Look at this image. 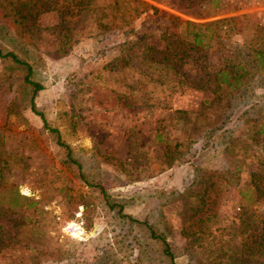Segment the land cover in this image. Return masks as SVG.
<instances>
[{
	"label": "rangeland",
	"instance_id": "obj_1",
	"mask_svg": "<svg viewBox=\"0 0 264 264\" xmlns=\"http://www.w3.org/2000/svg\"><path fill=\"white\" fill-rule=\"evenodd\" d=\"M252 48L264 0H0V264H264V67L205 84Z\"/></svg>",
	"mask_w": 264,
	"mask_h": 264
},
{
	"label": "trees",
	"instance_id": "obj_2",
	"mask_svg": "<svg viewBox=\"0 0 264 264\" xmlns=\"http://www.w3.org/2000/svg\"><path fill=\"white\" fill-rule=\"evenodd\" d=\"M192 1L193 0H190V2H192ZM82 3L83 2H81V4ZM24 5L28 6L30 4H29V2H26ZM206 11H205V15L207 13H211V15H214V16L217 14V11H214V10H213V12L210 10H206ZM175 20L178 21V25H183L187 28L190 27L189 33H191L192 36L190 37V36L179 35L178 38H174L175 33H173V32L168 33L166 31L165 37H164L165 43H166L165 50H163L161 53V55H162L160 57L161 60L160 61L157 60L156 62H169L173 58L175 59L176 62H178V61H184V59H186L187 57L194 56V54L200 50V46H202V44H203V47L204 46L209 47L212 40H213L212 38H210L209 40H206L205 38H203L204 32H202V28L212 29L213 28L212 26L217 27L219 24L227 23V24H229V29H233V26H230V24L232 22H234L236 20V18L235 17L223 18V19H219V20H215V21H210L206 24H202V23L199 24V23H196V22L191 21V20L182 21L178 17H175ZM180 46H184V48L182 50H179L178 48ZM147 49L153 50L152 47H147ZM252 53L253 54L255 53L258 58H251L250 60L249 59H246V60L245 59H239L238 60V58L237 59H230V63L227 64L223 69H221V72H219L215 77H213L211 79H207L205 81L206 85L208 83L215 84V89L211 88V86L210 87L207 86V88H209L213 92H215L219 89H222L224 86L225 87H232V90H238V89L241 90L243 88L249 87L250 83L254 80V78H250V79L248 78L251 75L250 74L251 70L253 68L254 69L258 68V70H260L261 69L260 63L262 65V67H264V49L263 48H259V49L252 48ZM6 55H10L17 62L27 65L28 74L26 76V80L31 82L35 86L34 93H33V99H34L37 92L42 88V85L39 84L38 82H34L30 79L31 74L33 73L32 66L29 63L21 60L14 53H11V54L8 53ZM203 55H206V53H204ZM260 60H261V62H260ZM168 65H175V64L168 63ZM171 67L174 68L175 66H171ZM180 80L187 81L186 78L179 79V81ZM204 87L205 86H203V88ZM198 89H202V87L199 86ZM33 107H35V106H33ZM154 235H155V237H160V236H157L156 234H154ZM162 240L164 241V244H165V251L172 256V252H171L169 242L165 238H162Z\"/></svg>",
	"mask_w": 264,
	"mask_h": 264
}]
</instances>
